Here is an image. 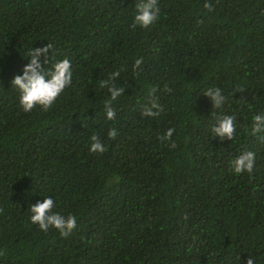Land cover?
<instances>
[{
  "label": "trees",
  "instance_id": "1",
  "mask_svg": "<svg viewBox=\"0 0 264 264\" xmlns=\"http://www.w3.org/2000/svg\"><path fill=\"white\" fill-rule=\"evenodd\" d=\"M136 2L0 0V264H264V133L252 134L264 114V0H158V20L133 29ZM48 45L42 66L68 58L71 84L25 113L11 81ZM117 71L124 92L108 120L100 81ZM209 88L226 97L220 109ZM151 100L163 111L142 117ZM225 115L236 117L231 141L210 130ZM92 135L103 154L89 152ZM245 151L253 171L236 175L230 162ZM44 198L76 218L68 237L30 223Z\"/></svg>",
  "mask_w": 264,
  "mask_h": 264
},
{
  "label": "clouds",
  "instance_id": "2",
  "mask_svg": "<svg viewBox=\"0 0 264 264\" xmlns=\"http://www.w3.org/2000/svg\"><path fill=\"white\" fill-rule=\"evenodd\" d=\"M204 8L207 11H212L213 6L210 3H205ZM135 16L131 27L135 29L137 26L141 28H148L154 24L160 13L158 6V0H137L135 4ZM51 45L44 48L30 50L27 55L31 57L30 62L23 67L22 75H16L12 81L11 86L18 92V106L23 112H31L34 108L40 107L44 111H47L62 94V92L71 84L72 81V64L68 58L51 63V66L47 69L42 66L41 57H45L43 64L50 63L47 54L50 53ZM143 60L137 59L133 64V72L139 75L136 71ZM120 73L114 72L107 80L100 81L101 88H107L110 93L109 98L104 101V109L106 118L113 120L115 118V109L112 107L114 101H116L124 92V88L116 87L114 84L115 79ZM171 91V89H167ZM156 91L152 88L149 92V96ZM204 96L210 98L213 108L220 109L225 101L226 97L222 95L219 88H209ZM163 111L162 106L156 101L151 100L150 103H146L141 115L142 117L154 118ZM213 136L221 138V140L227 139L231 141L236 133V117L235 116H222L217 117L216 123L211 127ZM174 129L169 128L167 132L160 137L161 141H170L173 135ZM264 133V114H257L253 117L252 134L256 135ZM108 138L115 139L118 135L115 128L108 131ZM258 139L264 142V135L258 136ZM89 152L91 154H103L106 151V147L97 135H92ZM170 149L176 147V143L172 141L169 145ZM255 164V153L251 151H245L238 157L230 162L231 170L236 175L247 172L251 174ZM54 201L52 198H44L42 203H37L34 206L29 207L31 213L30 223L38 226L39 230L47 232L50 228L56 230L61 237H68L76 226V218L69 214L67 217L61 215L59 212H53ZM246 264H254V259L248 257Z\"/></svg>",
  "mask_w": 264,
  "mask_h": 264
}]
</instances>
